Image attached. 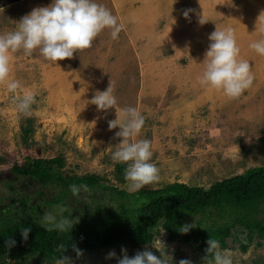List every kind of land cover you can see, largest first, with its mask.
Segmentation results:
<instances>
[{
    "label": "rangeland",
    "instance_id": "obj_1",
    "mask_svg": "<svg viewBox=\"0 0 264 264\" xmlns=\"http://www.w3.org/2000/svg\"><path fill=\"white\" fill-rule=\"evenodd\" d=\"M52 0H0V34L14 31L19 20L33 8ZM117 17L123 27L113 39L111 29L102 30L90 48L74 51L72 58L46 60L34 49L10 53L8 79L22 87L16 95L32 89L38 95L31 115L17 112L14 94L0 82V222L31 217L40 222L44 212L65 206L69 219L81 220L82 210L91 204L90 192L68 194L55 201L58 185L42 186L11 171L29 161L60 158L64 176L97 175L106 186L128 193L125 163H115L112 152L119 147V127L109 129L108 121L119 117L121 108L136 107L145 116L138 136L151 141V162L159 169L160 180L142 189L160 188L173 182L209 187L216 181L240 174L247 168L264 165V55L249 48L264 39L259 31L264 19V0H123L112 5L97 0ZM143 5L138 11L135 7ZM134 7L132 10L131 7ZM191 9L188 16L182 13ZM153 15L159 20L149 32L139 20ZM155 20L151 18V23ZM201 21L207 20L204 23ZM234 29L240 59L249 61L253 82L236 98L221 89L198 82L209 34L226 27ZM169 27L168 32L162 29ZM113 86L117 105L97 110L90 101L96 91ZM238 146V147H237ZM239 148V150H238ZM53 166H56L53 164ZM136 192V191H135ZM58 197V196H57ZM7 218V219H6ZM245 241V235L236 234ZM164 247L169 264L187 259L191 264H209L191 243L168 241L160 230L154 240L133 247L120 244L99 251H76L68 255L71 264H117L121 248L131 258L137 252ZM233 264H264V237H254L245 252L229 238L227 248ZM110 251L116 256L106 258ZM25 264L39 262L29 257Z\"/></svg>",
    "mask_w": 264,
    "mask_h": 264
},
{
    "label": "trees",
    "instance_id": "obj_2",
    "mask_svg": "<svg viewBox=\"0 0 264 264\" xmlns=\"http://www.w3.org/2000/svg\"><path fill=\"white\" fill-rule=\"evenodd\" d=\"M61 166L60 158H36L26 166L14 165L11 171L44 187L58 185V202L71 193L70 185H86L92 202L82 210V219L76 220L70 232H59L45 231L31 217L6 218L7 223L0 222V264H25L29 257L53 263L75 252L73 245L81 251L120 244L139 247L151 243L160 230L168 241L191 243L210 261L205 252L209 238L219 241V249H226L227 240L233 238L245 252L255 236L264 237V165L247 168L207 188L173 182L132 193L106 186L97 175L64 176ZM185 224L194 226L181 233L178 229ZM25 227L31 229L27 240L21 237ZM239 233L245 235V241L237 239ZM9 240L15 244L6 246ZM60 245L65 247L61 252Z\"/></svg>",
    "mask_w": 264,
    "mask_h": 264
},
{
    "label": "clouds",
    "instance_id": "obj_3",
    "mask_svg": "<svg viewBox=\"0 0 264 264\" xmlns=\"http://www.w3.org/2000/svg\"><path fill=\"white\" fill-rule=\"evenodd\" d=\"M230 4L231 0H227ZM3 12V9L0 8ZM191 9L182 13L188 16ZM207 20L201 21L204 23ZM111 11L97 0H52L50 5L33 8L24 15L14 31L0 34V82L6 83L9 93L14 94L12 99L16 102L18 113L25 116L31 115V107L36 103L38 95L36 90L29 89L21 95H16L17 90L22 87L21 82L16 79L9 80L10 53L22 49L26 55H31L34 49H39L40 54L53 62L72 58L74 51L90 48L94 39L104 29H111V36L115 39L122 29ZM264 33V19L261 20L259 28ZM210 44L205 53L203 70L198 77V82L203 86H211L221 89L230 98L239 97L244 90L249 88L253 82L249 61L240 59V48L237 45L234 29L226 27L212 31L208 37ZM249 48L259 55H264V39L253 41ZM96 105L97 110H107L117 105V97L114 95V88L110 84L103 91H96L91 101ZM145 123V116L136 107L121 108L119 117L108 121V128L119 127L115 136L121 137L119 147L112 152V160L115 163H125V180L128 181V191L141 190L145 185H150L160 180L159 169L151 162L153 152L151 141L138 139L131 142L130 138L138 136ZM238 147V146H237ZM239 150V148H238ZM7 170L0 168V171ZM72 195L75 197L81 190L87 191L86 185L72 184L69 186ZM68 209L63 205H57L54 212H44L40 222L45 231L70 232L75 219H69L64 215ZM192 224H185L179 227L181 233H187ZM30 228L21 229V237L27 240ZM15 244L9 240L6 246ZM206 257L210 256L209 264H233L230 251H220L219 241L209 238L206 241ZM77 256L81 250L72 246ZM155 247V246H154ZM161 253L160 258L151 251L137 252L131 258L126 254V249L121 248L122 258L117 264H169V258L164 253V247H155ZM60 252L65 249L59 246ZM116 256L115 251H110L106 258ZM55 264H71L68 257L56 258ZM178 264H191L187 259H181Z\"/></svg>",
    "mask_w": 264,
    "mask_h": 264
},
{
    "label": "crops",
    "instance_id": "obj_4",
    "mask_svg": "<svg viewBox=\"0 0 264 264\" xmlns=\"http://www.w3.org/2000/svg\"><path fill=\"white\" fill-rule=\"evenodd\" d=\"M107 2L108 1H110V3H112V5L114 6V4H116V3H118V0H106ZM120 2H123V0H120ZM160 3L161 4H163V5H165V6H167V7H169L168 5H166L165 4V2H164V0H160ZM108 4H109V2H108ZM109 7H110V4H109ZM143 7V5H140V6H137V7H135V10H134V7L132 6L131 8H132V10H134V11H138V9H140V8H142ZM111 8V7H110ZM141 10V9H140ZM110 11H112V8L110 9ZM149 14H152V13H150L149 12ZM154 18L155 20H153L154 22H152L151 23V18ZM152 17L150 18V16H146V18L145 19H143L142 21L141 20H139V15H138V17L137 18H135V22L136 23H138L139 25H145V28L147 29V31H149V32H154L155 31V29H154V24L155 23H158V19H157V17L155 16V15H153L152 14ZM164 32H168L169 31V27H167V28H163L162 29Z\"/></svg>",
    "mask_w": 264,
    "mask_h": 264
}]
</instances>
